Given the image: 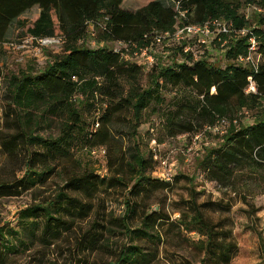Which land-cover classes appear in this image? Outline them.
Here are the masks:
<instances>
[{
	"label": "trees",
	"instance_id": "1",
	"mask_svg": "<svg viewBox=\"0 0 264 264\" xmlns=\"http://www.w3.org/2000/svg\"><path fill=\"white\" fill-rule=\"evenodd\" d=\"M123 2L0 0V47L13 24L33 44L58 38L61 45L59 53L42 49L41 68L32 63L0 73L6 108L0 147L9 168L16 167L12 178L0 179V199L32 197L13 227H0V264L27 251H36V264H45V254L59 253L62 245L66 264H231L237 252L231 229L205 214L213 203L197 202L205 188L196 187L206 183L246 207L247 227L257 236L264 263V236L252 225L258 221L253 199L264 196V0H173V7L149 0L134 11L122 8ZM34 7L36 18L28 24L22 16ZM246 7L262 12L248 19L241 14ZM189 25L207 26L212 33L226 26L228 33L198 45L200 53L189 40L164 37ZM90 27L93 48L85 45ZM251 39L253 55L261 60L240 62L250 54ZM118 41L135 49L154 45L161 53L144 69L111 51L108 45ZM212 45L222 52L223 67L206 54ZM143 70L146 84L140 86ZM249 79L255 93L245 92ZM165 88L187 92L163 115L159 126L165 137L202 138L193 174L173 178L187 186L176 217L160 207L162 200L151 199L173 184L151 177L156 160L141 148L137 132L143 111L163 100ZM250 114L252 123H244ZM116 121L127 123V143L114 131ZM84 150L103 157L105 175L77 157ZM56 178L60 183L52 188ZM111 196L123 206L121 216L106 211Z\"/></svg>",
	"mask_w": 264,
	"mask_h": 264
},
{
	"label": "rangeland",
	"instance_id": "2",
	"mask_svg": "<svg viewBox=\"0 0 264 264\" xmlns=\"http://www.w3.org/2000/svg\"><path fill=\"white\" fill-rule=\"evenodd\" d=\"M148 1L149 0H124L122 8L134 11L144 6ZM159 1L165 6L173 7L174 5L173 0ZM254 11L262 12L261 10L258 11L255 7H246L241 10V14L249 19ZM36 13L37 7H34L23 14L22 18L25 19L28 24H31L36 18ZM89 30L91 34L85 45L89 48H93L97 46L92 37L95 33L94 29L91 27ZM22 34V32L20 33V31L16 29L14 24L7 31V43L0 47V73L3 76L11 72L16 73L32 63L35 64L36 68H41L44 65V59L41 57L42 50L34 45L32 40ZM214 36V33L209 34L206 38H203V40L209 42ZM190 43L193 45L190 48L194 52H204L203 48L198 46L199 44L194 40ZM45 49L54 53H59L61 45H53L52 48ZM159 50L160 47L155 48L157 55L161 53ZM206 54H208L211 61L215 60L217 66L223 67L224 60L222 58V52H219L213 45L208 48ZM252 60L256 63L260 61L261 58L258 55H253ZM147 72V70H143L141 76H139L140 86H145V76ZM186 94L187 92L182 88L176 90L165 88L162 93L163 100L161 102L152 101L143 111V124L137 130L141 148L147 152H151L156 160V165L151 172V177L173 184L170 190H158L153 193L151 199L159 198L162 200L160 207L165 208L168 212H172L173 217L177 216L179 199L187 197L185 180L180 179V181L174 182L173 178L179 173L188 176L193 174L192 158L197 154L198 150H200L202 138L200 136L181 135L174 139H170L165 137L159 124H163V115L165 112L173 110L177 104L185 100ZM3 95L4 83L0 82V131L5 130L4 112L6 108L3 105ZM97 103L99 106L105 105L104 100L101 98H97ZM125 117L129 118L128 115ZM85 118L86 123L90 124V116L86 114ZM246 118L247 119L243 120L244 123L251 124L253 116L250 114ZM113 124V129L117 133V136H124V142L127 143L123 125L127 123H125V121H116ZM77 157L85 164L88 162L89 168L93 169L98 176L101 177L105 175V162L98 152L89 153L84 150L77 153ZM9 165L0 147V179L13 177L12 173L16 167L11 170ZM18 176L20 175H16V177ZM199 181L200 178L198 177L195 182L199 183ZM58 183H60V181L56 178V180L51 182V187L55 188ZM201 187H204L205 191L197 197V202L213 203L212 206L203 210L205 214L214 222L222 221L226 228L232 231V235L237 244V252L231 264H264L260 262L259 259L257 236L247 227L250 226L251 223L247 219L245 213L246 207L233 194L219 192L213 184L206 183L204 185H197L196 190H199ZM117 200L116 196L109 197L105 201V208L107 212H111L114 216H121L124 212V208ZM30 203H32V197L29 194H24L18 198L0 199V227H13L17 221L18 213L29 206ZM253 204L257 208L256 217L258 221L252 222V225L264 236V196L255 197L253 199ZM60 248V254L58 252L53 254L49 252L46 253L43 263L49 264L50 260H55L56 264H66L69 261L67 249L65 245H62ZM35 252L36 251H34V253L33 251H27L22 255H12L7 264H36L35 258H40V256Z\"/></svg>",
	"mask_w": 264,
	"mask_h": 264
},
{
	"label": "built area",
	"instance_id": "3",
	"mask_svg": "<svg viewBox=\"0 0 264 264\" xmlns=\"http://www.w3.org/2000/svg\"><path fill=\"white\" fill-rule=\"evenodd\" d=\"M228 33L226 26L218 27L215 33ZM214 33V34H215ZM212 32L208 29L207 26L198 27V26H184L183 28H176L175 32L170 34H165L164 37L168 39V41H176L179 42L181 40H189L188 42L192 41L194 38L199 45H205L206 41L203 38H206ZM250 54L242 59L240 58V62H253L252 56L253 52L255 51V44L254 41L251 39L250 41ZM60 44V39L58 38H43L35 40V44L41 50L44 48H52L53 45ZM156 44H160V40L156 39ZM102 45V44H101ZM110 49L113 53L119 54L125 58H128L130 63L136 64L138 66H142L145 69H148L155 63V47L154 45H150L145 48L135 49L133 45L118 41L113 42L110 45ZM188 51V48L185 49V52ZM252 53V54H251ZM246 93H255V86L253 82L249 79V84L245 90Z\"/></svg>",
	"mask_w": 264,
	"mask_h": 264
}]
</instances>
